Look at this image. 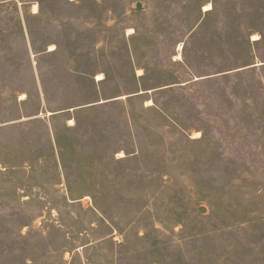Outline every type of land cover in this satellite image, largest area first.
Masks as SVG:
<instances>
[{
    "label": "rangeland",
    "instance_id": "obj_1",
    "mask_svg": "<svg viewBox=\"0 0 264 264\" xmlns=\"http://www.w3.org/2000/svg\"><path fill=\"white\" fill-rule=\"evenodd\" d=\"M0 264H264V0H2Z\"/></svg>",
    "mask_w": 264,
    "mask_h": 264
},
{
    "label": "bare ground",
    "instance_id": "obj_2",
    "mask_svg": "<svg viewBox=\"0 0 264 264\" xmlns=\"http://www.w3.org/2000/svg\"><path fill=\"white\" fill-rule=\"evenodd\" d=\"M205 9H206V10H210V9H211V6L208 5V6L205 7ZM102 79H103V78H102L101 76H99V81L102 80Z\"/></svg>",
    "mask_w": 264,
    "mask_h": 264
},
{
    "label": "water",
    "instance_id": "obj_3",
    "mask_svg": "<svg viewBox=\"0 0 264 264\" xmlns=\"http://www.w3.org/2000/svg\"><path fill=\"white\" fill-rule=\"evenodd\" d=\"M201 212H203L204 210L203 209H200Z\"/></svg>",
    "mask_w": 264,
    "mask_h": 264
},
{
    "label": "trees",
    "instance_id": "obj_4",
    "mask_svg": "<svg viewBox=\"0 0 264 264\" xmlns=\"http://www.w3.org/2000/svg\"><path fill=\"white\" fill-rule=\"evenodd\" d=\"M2 0H0V2H1Z\"/></svg>",
    "mask_w": 264,
    "mask_h": 264
}]
</instances>
